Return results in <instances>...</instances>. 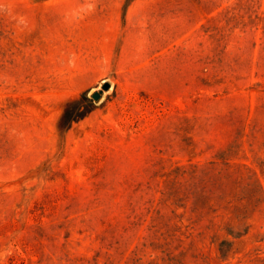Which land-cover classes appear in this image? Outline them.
Segmentation results:
<instances>
[{
  "label": "rangeland",
  "instance_id": "obj_1",
  "mask_svg": "<svg viewBox=\"0 0 264 264\" xmlns=\"http://www.w3.org/2000/svg\"><path fill=\"white\" fill-rule=\"evenodd\" d=\"M0 5V264H264V0Z\"/></svg>",
  "mask_w": 264,
  "mask_h": 264
},
{
  "label": "trees",
  "instance_id": "obj_2",
  "mask_svg": "<svg viewBox=\"0 0 264 264\" xmlns=\"http://www.w3.org/2000/svg\"><path fill=\"white\" fill-rule=\"evenodd\" d=\"M73 107L71 106L69 109L66 110L65 115L63 117V120L60 123V127L62 129H67L69 127L70 120H71V118H73V114L72 113L75 110V108L72 109Z\"/></svg>",
  "mask_w": 264,
  "mask_h": 264
},
{
  "label": "water",
  "instance_id": "obj_3",
  "mask_svg": "<svg viewBox=\"0 0 264 264\" xmlns=\"http://www.w3.org/2000/svg\"><path fill=\"white\" fill-rule=\"evenodd\" d=\"M110 88H111V83L108 81H105L101 89L94 91L91 96L95 101H99L101 97L103 96L104 91L109 90Z\"/></svg>",
  "mask_w": 264,
  "mask_h": 264
},
{
  "label": "clouds",
  "instance_id": "obj_4",
  "mask_svg": "<svg viewBox=\"0 0 264 264\" xmlns=\"http://www.w3.org/2000/svg\"><path fill=\"white\" fill-rule=\"evenodd\" d=\"M7 9H5L2 5H0V12H5Z\"/></svg>",
  "mask_w": 264,
  "mask_h": 264
}]
</instances>
